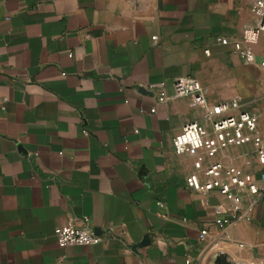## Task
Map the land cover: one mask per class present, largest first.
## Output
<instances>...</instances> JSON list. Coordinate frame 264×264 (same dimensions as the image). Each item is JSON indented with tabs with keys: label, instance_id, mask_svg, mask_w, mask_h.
<instances>
[{
	"label": "crops",
	"instance_id": "1",
	"mask_svg": "<svg viewBox=\"0 0 264 264\" xmlns=\"http://www.w3.org/2000/svg\"><path fill=\"white\" fill-rule=\"evenodd\" d=\"M252 4L0 0V264H212L219 251L264 264L254 142L199 165L173 138L206 122L203 111L186 97L158 99L194 76L211 102L240 97L264 134V31L253 61L215 43L259 24ZM216 162L257 179L259 195L243 191V207L256 200L249 218L218 189L187 184ZM71 216L88 217L102 240L61 247L55 230Z\"/></svg>",
	"mask_w": 264,
	"mask_h": 264
},
{
	"label": "built area",
	"instance_id": "2",
	"mask_svg": "<svg viewBox=\"0 0 264 264\" xmlns=\"http://www.w3.org/2000/svg\"><path fill=\"white\" fill-rule=\"evenodd\" d=\"M252 11L259 18L257 26L247 27L240 38L215 39V43L231 46L232 50L246 61L255 60L252 45L259 41L264 31V0H253ZM153 38L157 39V36ZM205 52L209 54L210 49L207 47ZM261 65L264 68V56ZM183 97L189 99L193 108L203 111L204 119L209 125L198 120L188 121L173 138L177 153L195 155L200 165L205 155L214 156L219 150L231 145H243L253 141L256 155L260 163L264 164V134L259 130L260 116L254 111L244 109L240 97L234 96L219 102H211L202 81L194 76L177 77L172 93H167L163 89L158 94L160 102ZM155 110V107L151 109L152 112ZM205 173L206 180H201L197 173H192L187 177V184L205 192L218 189L232 200L233 211H241L239 218H249L256 200L243 207V191L247 189L252 195H259L262 189L257 179L247 177L245 171L239 167H225L219 162L208 165ZM262 176L264 177V173ZM218 222L227 224L231 220L219 219ZM55 233L57 243L61 247L93 245L102 240L88 217L71 216L65 224L56 228ZM207 233L208 230H203L201 238L204 239Z\"/></svg>",
	"mask_w": 264,
	"mask_h": 264
},
{
	"label": "water",
	"instance_id": "3",
	"mask_svg": "<svg viewBox=\"0 0 264 264\" xmlns=\"http://www.w3.org/2000/svg\"><path fill=\"white\" fill-rule=\"evenodd\" d=\"M145 241H148V237L145 238ZM211 262L212 264H235L229 260L228 254L223 251H219L213 255L211 257Z\"/></svg>",
	"mask_w": 264,
	"mask_h": 264
}]
</instances>
